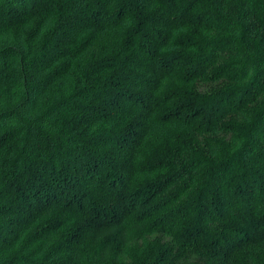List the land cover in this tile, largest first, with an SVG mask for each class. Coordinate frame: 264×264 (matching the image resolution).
<instances>
[{
  "label": "trees",
  "instance_id": "obj_1",
  "mask_svg": "<svg viewBox=\"0 0 264 264\" xmlns=\"http://www.w3.org/2000/svg\"><path fill=\"white\" fill-rule=\"evenodd\" d=\"M0 264H264V0H0Z\"/></svg>",
  "mask_w": 264,
  "mask_h": 264
}]
</instances>
